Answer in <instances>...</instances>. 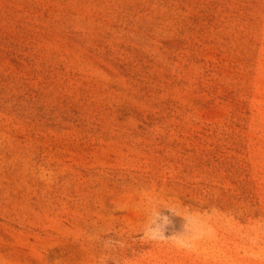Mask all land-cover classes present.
I'll return each instance as SVG.
<instances>
[{
	"label": "rangeland",
	"instance_id": "374dc122",
	"mask_svg": "<svg viewBox=\"0 0 264 264\" xmlns=\"http://www.w3.org/2000/svg\"><path fill=\"white\" fill-rule=\"evenodd\" d=\"M0 264H264V0H0Z\"/></svg>",
	"mask_w": 264,
	"mask_h": 264
},
{
	"label": "clouds",
	"instance_id": "9594fccd",
	"mask_svg": "<svg viewBox=\"0 0 264 264\" xmlns=\"http://www.w3.org/2000/svg\"><path fill=\"white\" fill-rule=\"evenodd\" d=\"M167 212L171 215H177L185 221V224L183 226V231L175 235L174 243H176L180 247L190 246L193 239L196 236V233L193 232V230L189 226L192 220L196 218L195 213L191 210H188L187 212H182L181 210L178 209L174 210L173 208H169ZM171 215H167V214L161 215V221H162L161 234L165 238H170L169 234L167 233V228L170 226ZM150 238L155 239L158 237L152 236Z\"/></svg>",
	"mask_w": 264,
	"mask_h": 264
}]
</instances>
